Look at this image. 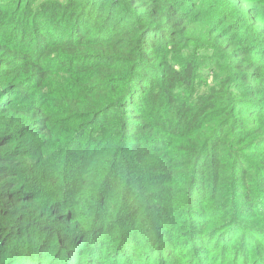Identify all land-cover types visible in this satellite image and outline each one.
<instances>
[{
	"label": "trees",
	"instance_id": "16d2710c",
	"mask_svg": "<svg viewBox=\"0 0 264 264\" xmlns=\"http://www.w3.org/2000/svg\"><path fill=\"white\" fill-rule=\"evenodd\" d=\"M0 264H264V0H0Z\"/></svg>",
	"mask_w": 264,
	"mask_h": 264
}]
</instances>
